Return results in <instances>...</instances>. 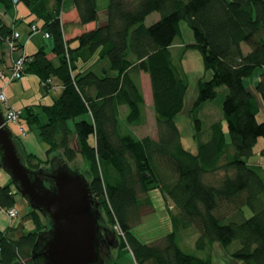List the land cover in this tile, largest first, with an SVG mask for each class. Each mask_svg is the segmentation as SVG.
<instances>
[{"label":"trees","instance_id":"trees-1","mask_svg":"<svg viewBox=\"0 0 264 264\" xmlns=\"http://www.w3.org/2000/svg\"><path fill=\"white\" fill-rule=\"evenodd\" d=\"M22 1L42 21V27L30 25L55 38L53 52L60 58L54 65L43 46L31 55L26 71L43 82L57 77L63 88L52 102H40L36 110V105L27 106L26 120L39 128L49 155L61 150L56 158L62 155L70 161L83 151L89 157L93 169L85 173L91 194L126 235L121 245L129 247L136 264H216L211 253L203 254L214 243L238 264H264V164L249 162L264 137L257 96L264 102V71L258 94L245 83L258 67L264 68V0H110L106 25L86 29L74 39L65 35L63 0ZM73 2L78 25L98 19V0ZM1 6L0 43L14 42L20 49L13 30L3 23L13 0H0ZM153 12H160V18L148 26L146 18ZM181 20L188 21L196 39L185 49L200 50L205 69L213 71L210 79L198 80L191 110L196 137L205 136L197 108L216 98L220 87L227 91L223 113L231 140L227 142L223 120H218L209 126L208 137L198 141L196 151L184 146L178 124L189 88L171 51L181 34ZM75 40L78 46L73 47ZM96 53L100 59L109 58L113 73L84 70L81 64ZM141 72L151 77L157 137L138 138L120 128L125 106L129 123L143 117ZM260 154L264 160V147ZM54 160L51 157L47 167L32 152L24 156L26 165L48 171L59 167ZM209 173L215 179H209ZM153 188L173 203L178 225L159 240L146 241L135 230L143 219L141 194ZM16 203L10 184L0 186V207ZM246 207L251 216H246ZM42 216L31 207L17 226L0 231V264H44L33 259L39 235L48 229ZM30 219L35 228L27 231L23 220ZM191 228L197 232L188 246L195 247L192 251L180 237V230Z\"/></svg>","mask_w":264,"mask_h":264},{"label":"rangeland","instance_id":"rangeland-1","mask_svg":"<svg viewBox=\"0 0 264 264\" xmlns=\"http://www.w3.org/2000/svg\"><path fill=\"white\" fill-rule=\"evenodd\" d=\"M20 1H18L17 3H19ZM98 1H99L98 12L100 18L102 19L103 16L107 13V6L110 0H98ZM17 3H15V0H13L14 7H12L5 15H9L10 12L16 8L15 6ZM0 8H3V6H1ZM75 16L76 15H74V17ZM159 18H160V12H153L149 14V16L146 18V24L149 26L150 24L158 21ZM72 19H74L73 16ZM74 20H72V22H74ZM33 21H37V20H33ZM63 21L65 22L66 20L64 19ZM102 23L103 22H101V25ZM180 29H181V34L175 38V42L172 45L171 51L173 54V61L178 66V68L183 72L185 80L189 83L188 84L189 88L187 91L188 94L185 100L186 106L178 117V124L181 127L182 136H184L183 137L184 146L185 147L188 146L189 148H191V150L196 151L198 149V141L208 137V133L210 131L209 126L211 125V123L217 122L218 120H223L227 142H229L231 140V136L228 132L229 131L228 124L224 120V113H223V104H224L223 100L225 95L227 94L225 87L219 88V94L217 95L216 98L206 100V102L203 105H200L197 108V114H199V117H201L205 136L201 135L196 137L195 135L196 134V125L194 122L195 114L194 115L191 114L192 112L191 110L193 109V104H194L193 102L198 94L196 93L198 80L200 78L210 79L213 75V71L205 69L204 60L200 50H197L195 48L185 49L186 44H190L196 41L194 36V30L191 29L187 20H181ZM40 32L41 31L33 30V27L31 26V34L40 33ZM44 32L45 30L43 31V34ZM75 34L76 32L71 31L70 37L75 36ZM65 35L66 37H69V35L66 32ZM98 59L100 60V54H98ZM101 59L104 58L102 57ZM102 65H104L109 72L113 73V71L110 68L111 65L109 58L105 59ZM10 69L11 70H7L6 68L0 66V85L3 86L6 94H7L6 91L7 86L13 83L14 81L21 80L24 77V75L27 73V71H24L21 78H14L13 80H11L13 77L12 66ZM98 73L102 75L103 70H101ZM3 75L5 76V78ZM139 78L143 87V95L145 96V103L143 105L144 108L142 114L143 117L137 123H132V124L129 123L126 117L129 108L128 106H125L122 109V113H121L122 118H121L120 128L124 133H130L138 138H143L146 135H149L151 137H157L158 129L156 127V116L153 105L151 77L149 73L141 72ZM49 79L52 82V84H50V87L48 89L45 86L48 85L50 81H48L47 79L45 80V82H43L41 78V83H43L44 85L42 87L44 96L42 98L38 97V100L41 101V99H43L42 100L43 103L52 102L53 99L56 98V96H58L63 89L61 81L59 82L58 78L49 77ZM20 83H22V80L17 81V83L15 84L16 86L17 85L20 86ZM20 89L18 88L16 90L20 91ZM39 104L40 102L35 103L36 106L33 105L35 106V110L37 107L40 108ZM25 113L20 118V120H18L17 122L10 123L11 129L16 136V142L19 146V149L23 152L24 156H25V152H28L25 150L24 147V144L26 143V141L24 143V139H26L28 134L29 135L33 134L34 143H36V145L37 143H40L41 145V149L37 148L35 153L36 152L39 153L38 157L41 160H43L44 166L47 167L51 166V163H49L48 160L52 157V159H55L54 161H56L58 164L62 165L65 164L64 162H66L71 167L79 168L80 171L82 170L85 172L86 170L93 169V167H91V162L89 161V157L83 151L82 152L80 151V153L77 154V157L70 161H68L65 157H61L62 156L61 154H60L61 156L59 157L57 156L58 158H56V154L59 155V152L61 153V150L54 151L49 155V153H47L49 145H47L45 142L41 140L39 128H37V126H32L29 122H27ZM44 116L45 115L42 112V117L44 118ZM255 157L256 155L250 158L251 160L249 159V161L250 162L255 161L256 160ZM0 168L2 169L1 166ZM207 176L209 179H215L214 176L216 175L213 173H209V175ZM7 184H10V186L14 191V194H16L17 197L18 196L21 197L16 203V208L20 212L19 217L21 218L31 209V207L28 204L26 198L23 197V195L20 193L17 187L14 186L11 179H9ZM141 200L142 202H144L142 206L143 219L141 224L135 230V233L138 234L141 239L146 241L151 239L159 240V238L163 237L164 234H167L169 233V231L177 228L178 224L174 222L176 214L174 211L173 203L165 198L161 190H159L158 188L150 189L149 192H147L146 194H141ZM101 212L104 221L106 222L105 224H107L108 227L115 232V234L120 240V243L116 248L117 253L116 250L115 253H113V256L115 257L113 260V264H136L135 258L131 256L130 253L131 251L129 247L121 245V241L126 238V235H124L121 232L120 227L119 225H117L116 222L115 223L111 222L105 209H103ZM251 214H252L251 209L246 207V216H251ZM19 217L17 216L16 218H12L9 216V219L17 221L19 220ZM45 220L46 217H43L44 222ZM34 228H35V224H34ZM196 235L197 232H195V230L192 228L188 230H183V229L180 230V237L181 240L183 241V246L189 249L190 251H192L193 248H195V247L193 248H189V247L193 245L192 241L196 237ZM116 243L114 245H116ZM210 253L212 254L213 262L216 264H238V262H234L230 258L229 254L225 252V250H223L222 246L219 243H214L212 246H210V248H207V250L203 254L205 256H209Z\"/></svg>","mask_w":264,"mask_h":264},{"label":"water","instance_id":"water-1","mask_svg":"<svg viewBox=\"0 0 264 264\" xmlns=\"http://www.w3.org/2000/svg\"><path fill=\"white\" fill-rule=\"evenodd\" d=\"M0 166L30 207L42 213L48 229L39 235L33 259L44 264H109L111 244L102 254L108 230L84 171L68 163L51 170L26 165L0 105ZM46 180H48L49 185ZM104 225V226H103ZM103 230L106 231L103 233ZM108 260V261H107ZM20 264V263H18Z\"/></svg>","mask_w":264,"mask_h":264},{"label":"crops","instance_id":"crops-1","mask_svg":"<svg viewBox=\"0 0 264 264\" xmlns=\"http://www.w3.org/2000/svg\"><path fill=\"white\" fill-rule=\"evenodd\" d=\"M63 3L64 5H63L61 18H62V21L64 19L66 20L65 22L63 21V24H65V32L69 35V37L71 35V31L76 32L75 36L70 37L71 39H74L79 33L85 31L86 29H94L98 25L100 26L106 25L108 21V15L106 13L102 19L100 18V15H99L98 19L95 22L85 24V26H80L77 23V21L79 20V16H77L78 13L76 11L73 0H64ZM15 7L16 8L13 11H11L9 15H4L3 23H5L7 27L11 28V30L19 32L20 35L18 38V44L20 45L21 48L13 49L10 47L9 43H6V42L0 43V59H2L0 66L6 68L7 70H11L10 68L13 62L17 59V57L22 55V53L33 55L43 46H45V48L48 50L49 52L48 55L49 57H51L54 65L58 66L60 64V58L59 56L55 55V53L53 52L54 47H55L54 46L55 38L53 36L46 37V35H44L43 32L31 34L30 23L31 22L37 23L38 25L42 27V21L37 19V15L30 12L28 5L24 1L21 0L19 3L16 4ZM73 14L76 16L74 17ZM72 16L75 20L72 19ZM33 20H37V21H33ZM72 20H74V22H72ZM101 22H103L102 25H101ZM71 45L73 47L78 46V41L75 40L74 42L71 43ZM105 59L106 58L99 60L98 53H96L93 58L88 60L86 63L84 62L83 64H81V66L83 65L82 67L84 68V70L92 69L93 71L98 73L101 70L106 69L105 66L102 65ZM263 71H264V68L258 67V69H256L255 72L251 76H248V78L245 79L246 86L250 90L255 92L256 94H258L256 90V86L260 80V76ZM21 80H22V83H20V86L18 85L16 86L15 83ZM21 80L14 81L13 83L9 84L6 88L8 98L12 102L13 106L17 107L18 109L25 110L27 106L35 105V103L43 102L42 101L43 99H41V101L38 100V97L42 98L44 96L43 89H42L44 85L43 83H41V78H39V76L36 73L27 72ZM18 88L20 89V91L16 90ZM257 96H258L259 106H260L259 119L261 121H264V102L263 100H261L260 95H257ZM47 103H50V102H47ZM24 143H25L24 147L26 151L32 152L38 156L39 153L38 152L35 153V151L37 148L41 149V145L40 143H37V145L36 143H34L33 134L32 135L28 134L26 139H24ZM263 147H264V137H262L258 141V144L255 147V153L253 156L256 155L255 157L256 160L252 162L249 161L251 164L252 163L264 164V160H261L262 158L260 154V151L262 150ZM9 179H11V177L8 175V173H6L3 169L0 168V186L7 185V182L9 181ZM20 198L21 197L18 196L17 201ZM15 208H16V205H15ZM5 209L6 208L0 207V231L1 230L6 231V229L9 227H15L22 220V218L20 217H19V220L17 221L9 219V216L7 215ZM23 226L27 231H30L34 229V222L32 219L23 220ZM119 243H120V240L117 237L116 245H113V244L110 245L111 246V257H113L112 260H114L115 258L113 256V253H115V250L117 246L119 245ZM116 253H117V250H116ZM131 256L134 257L132 253H131Z\"/></svg>","mask_w":264,"mask_h":264},{"label":"built area","instance_id":"built-area-1","mask_svg":"<svg viewBox=\"0 0 264 264\" xmlns=\"http://www.w3.org/2000/svg\"><path fill=\"white\" fill-rule=\"evenodd\" d=\"M18 1L20 0H15V3ZM32 27H33V30L43 32V30H41L39 26L36 24H32ZM19 35H20L19 32L13 31V37L18 39ZM44 35H46V37L51 36L47 31L44 32ZM9 44L11 48L13 49L17 48L16 43L11 42ZM33 58L34 57L26 53H22V55L17 57V59L12 64V69H13L12 76L13 77L11 80H13L14 78H21L23 75V72L26 71L27 64L32 62ZM71 74H72V77H74V72L72 69H71ZM0 105H1V110L4 114L5 122L8 124H10L11 122H17L18 120H20V118L24 114L23 110L18 109L17 107L13 106L12 102L9 100L6 92L4 91L3 86L1 85H0ZM6 211H7V214L12 218H16L19 215L18 209L15 207H10Z\"/></svg>","mask_w":264,"mask_h":264},{"label":"flooded vegetation","instance_id":"flooded-vegetation-1","mask_svg":"<svg viewBox=\"0 0 264 264\" xmlns=\"http://www.w3.org/2000/svg\"><path fill=\"white\" fill-rule=\"evenodd\" d=\"M47 184L49 185V182L47 181ZM105 225H107V224H105ZM107 228H108V230H107V232H106V234H105V236H106V241L103 243V246H101L102 247V254H106V252H107V244H115L116 242H117V236L115 235V232L113 231V230H111L109 227H108V225H107Z\"/></svg>","mask_w":264,"mask_h":264},{"label":"bare ground","instance_id":"bare-ground-1","mask_svg":"<svg viewBox=\"0 0 264 264\" xmlns=\"http://www.w3.org/2000/svg\"><path fill=\"white\" fill-rule=\"evenodd\" d=\"M104 226V225H103ZM107 226V225H106ZM103 233H105V231L103 230ZM101 246H103V243L101 244Z\"/></svg>","mask_w":264,"mask_h":264},{"label":"clouds","instance_id":"clouds-1","mask_svg":"<svg viewBox=\"0 0 264 264\" xmlns=\"http://www.w3.org/2000/svg\"><path fill=\"white\" fill-rule=\"evenodd\" d=\"M18 32V31H17ZM10 125V124H9ZM11 127V126H10Z\"/></svg>","mask_w":264,"mask_h":264}]
</instances>
